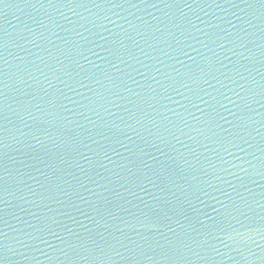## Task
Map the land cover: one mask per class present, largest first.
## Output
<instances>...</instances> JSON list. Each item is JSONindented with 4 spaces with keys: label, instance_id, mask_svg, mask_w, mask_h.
Wrapping results in <instances>:
<instances>
[{
    "label": "water",
    "instance_id": "1",
    "mask_svg": "<svg viewBox=\"0 0 264 264\" xmlns=\"http://www.w3.org/2000/svg\"><path fill=\"white\" fill-rule=\"evenodd\" d=\"M0 264H264V0L0 3Z\"/></svg>",
    "mask_w": 264,
    "mask_h": 264
},
{
    "label": "snow or ice",
    "instance_id": "2",
    "mask_svg": "<svg viewBox=\"0 0 264 264\" xmlns=\"http://www.w3.org/2000/svg\"><path fill=\"white\" fill-rule=\"evenodd\" d=\"M0 3H4V0H0Z\"/></svg>",
    "mask_w": 264,
    "mask_h": 264
}]
</instances>
